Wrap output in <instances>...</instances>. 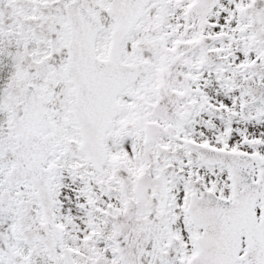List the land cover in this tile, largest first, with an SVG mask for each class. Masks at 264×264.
<instances>
[{
    "label": "snow or ice",
    "instance_id": "1",
    "mask_svg": "<svg viewBox=\"0 0 264 264\" xmlns=\"http://www.w3.org/2000/svg\"><path fill=\"white\" fill-rule=\"evenodd\" d=\"M0 264H264V0H0Z\"/></svg>",
    "mask_w": 264,
    "mask_h": 264
}]
</instances>
